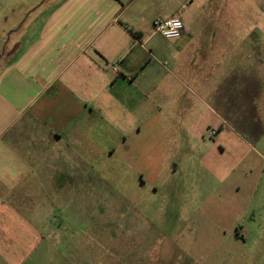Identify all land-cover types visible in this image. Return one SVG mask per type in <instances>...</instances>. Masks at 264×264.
Returning <instances> with one entry per match:
<instances>
[{
	"label": "rangeland",
	"instance_id": "1",
	"mask_svg": "<svg viewBox=\"0 0 264 264\" xmlns=\"http://www.w3.org/2000/svg\"><path fill=\"white\" fill-rule=\"evenodd\" d=\"M185 9L201 16L190 28L209 56L192 57L189 79L186 65L165 64L182 81L179 100L165 109L149 88L148 118L127 142L97 133L91 183L59 195L23 264H264V0ZM186 107L192 119L181 118Z\"/></svg>",
	"mask_w": 264,
	"mask_h": 264
},
{
	"label": "crops",
	"instance_id": "2",
	"mask_svg": "<svg viewBox=\"0 0 264 264\" xmlns=\"http://www.w3.org/2000/svg\"><path fill=\"white\" fill-rule=\"evenodd\" d=\"M186 2L0 0V264H23L59 195L73 199L76 186L91 183L87 163L100 130L110 128L123 144L139 132L149 88L165 109L179 100L182 81L166 65H186L189 79L192 57L210 54L194 44L205 36L191 32L201 16L193 18ZM175 17L182 35L159 47L153 21ZM192 115L186 107L181 118Z\"/></svg>",
	"mask_w": 264,
	"mask_h": 264
},
{
	"label": "built area",
	"instance_id": "3",
	"mask_svg": "<svg viewBox=\"0 0 264 264\" xmlns=\"http://www.w3.org/2000/svg\"><path fill=\"white\" fill-rule=\"evenodd\" d=\"M153 31L166 40H175L182 35L184 26L181 19L177 17L169 19L157 18L153 21Z\"/></svg>",
	"mask_w": 264,
	"mask_h": 264
}]
</instances>
